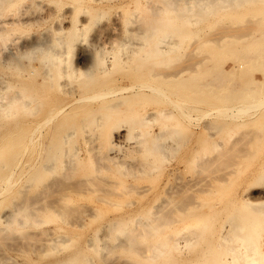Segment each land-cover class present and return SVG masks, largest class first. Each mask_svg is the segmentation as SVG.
Listing matches in <instances>:
<instances>
[{"label": "rangeland", "instance_id": "374dc122", "mask_svg": "<svg viewBox=\"0 0 264 264\" xmlns=\"http://www.w3.org/2000/svg\"><path fill=\"white\" fill-rule=\"evenodd\" d=\"M185 6V0L0 5V106L38 72L33 57L41 54L32 45L60 52L38 115L20 103L11 115L0 110V148L12 150L0 156V190L7 177L12 186L0 196V264H205L209 241L232 221L240 191L264 156V104L249 106L264 98V35L248 47L241 39L216 45L209 41L214 34L246 29L249 16L202 13L194 22ZM161 46L168 48L153 51ZM78 67L87 71L77 74ZM186 67L178 77L164 74ZM134 84L163 93L104 95ZM81 95L93 97L44 128L39 161L54 152L57 170L41 178L43 171L30 169L33 156L27 161L39 149L32 121ZM117 103L119 109H109ZM148 115L154 117L146 123ZM172 128L164 140L173 148L145 150L146 138ZM121 129L126 134L109 162L107 140ZM242 149L249 158L240 157ZM70 157L78 161L65 176ZM23 205L34 214L20 226L8 214Z\"/></svg>", "mask_w": 264, "mask_h": 264}, {"label": "bare ground", "instance_id": "6f19581e", "mask_svg": "<svg viewBox=\"0 0 264 264\" xmlns=\"http://www.w3.org/2000/svg\"><path fill=\"white\" fill-rule=\"evenodd\" d=\"M186 8L185 12L187 16H189L194 22H199V18L201 15L210 16L214 13H223L231 11H242V15H248L247 28L242 29H226L224 32L219 34H214L212 38H210V42L216 45H223L230 40L241 39L246 43L244 47L251 46L257 42H259L260 38L264 35V9L258 7L260 3L264 0H185ZM10 2V0H0V5L4 6L6 3ZM203 13V14H202ZM173 26V25H171ZM201 37V36H200ZM162 41V40H160ZM238 42V40H236ZM234 42V41H232ZM233 45H228L224 48L230 49ZM168 46H161L159 49H154V52L165 51ZM32 53L39 51L41 56L33 57L34 60H37L36 68L38 72L36 75L32 74V79L30 83L25 87L24 90H19L15 95L10 98L9 103L1 104L0 110L2 114L11 115L10 112L13 111V107H16L20 103L21 110H27L31 113L32 116L38 115V111L41 108V103L44 98L43 90L46 85L50 83L53 76L50 73L51 65H55L59 63L60 60V52L54 50L50 46H46V44H34L30 49ZM147 51V50H146ZM149 51V50H148ZM106 61L102 60L104 64ZM111 67L107 66L104 68V72L110 71ZM186 68H182L177 72H166L164 73L167 78L178 77L182 75ZM75 73H81L87 70H81V68H75ZM199 71V70H198ZM163 93L160 89L153 86L146 85H129V86H121L109 93H105L104 95H115L117 94L118 98H125L130 94H139V93ZM164 96L172 98L167 92L164 93ZM93 96L89 95H81L72 99L71 101L61 105L60 107L54 109L49 115L38 121H32V130H31V141L37 143L39 145V149L35 152L30 153V157L28 160H31L32 163L30 165V169H36V173L42 172L43 174L41 178L45 177L49 172H55L57 170L56 165V155L49 153L50 156H46L43 163H40V159L43 154V149L40 150V147L44 143L45 136V126L47 123L51 121H55L54 119L62 116L67 108L72 106L75 102L92 98ZM97 97H100L98 95ZM102 97V95H101ZM176 105L179 108H182L183 103L174 100ZM122 103H117L113 105H109V109L117 110L119 109ZM264 104V98L259 100L258 102H254L249 104L252 107H259ZM250 108V107H249ZM183 113L188 116L190 114L189 111L183 110ZM173 111H168L165 113L166 116H171ZM154 115H148L147 120L144 121L147 123L150 119H153ZM97 121L100 120V117H97ZM30 124V123H29ZM125 129H121L120 132L115 135V139L107 140V152H108V161H115L116 154L114 153L116 150L117 138L124 136ZM174 132V128L167 129L162 133H157L154 136H149L144 141L145 150L148 152L158 151L162 154L167 152L169 149L173 148V145L169 142L167 143L164 139ZM233 138V136H232ZM11 141V140H10ZM12 146L14 141L8 142ZM7 146V145H6ZM2 150L0 148V156L6 154L11 155L12 150L11 147H7L8 150ZM59 148V147H57ZM250 152L246 149H242L239 151L240 157L249 158ZM76 155V153H75ZM77 157L66 158L63 161V167L65 169V176L68 174V170H75L73 168L75 164V159ZM115 158V159H114ZM39 161V162H38ZM78 161V159H76ZM20 162H25V160L21 157L19 159L18 164ZM41 166H39L40 164ZM147 167V166H146ZM40 168L38 171L37 169ZM142 170V167L139 168ZM12 171V170H11ZM10 168H9V172ZM132 173V172H131ZM126 174V173H125ZM134 174V172L132 173ZM10 176V175H9ZM49 180V178H48ZM7 181L8 186L3 187L0 190V196L5 194L12 186H11V177H7L5 179ZM49 184V183H48ZM48 185H45L47 188ZM28 207V206H27ZM26 206H20L15 208L8 214V218L11 222H17L18 225L22 226L26 224L29 217L33 216V212L28 211L30 214L25 213L27 209ZM26 209V210H25ZM31 209V208H30ZM234 216L232 217L231 222L224 223L222 228L216 237V240L211 239L209 241L208 250L206 252V262L205 264H264V156H262L257 164L256 173L253 176V180L250 183H245L242 187L239 194V208L234 212ZM211 230V227L209 226ZM144 264V263H143Z\"/></svg>", "mask_w": 264, "mask_h": 264}]
</instances>
